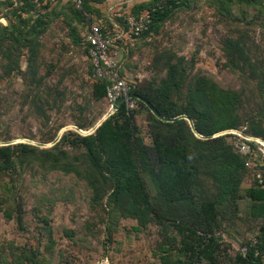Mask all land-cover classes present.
<instances>
[{"label":"rangeland","instance_id":"rangeland-1","mask_svg":"<svg viewBox=\"0 0 264 264\" xmlns=\"http://www.w3.org/2000/svg\"><path fill=\"white\" fill-rule=\"evenodd\" d=\"M89 1L98 6L104 0ZM149 1L133 0V8ZM32 3L34 6L26 10L24 1L20 4L17 0H0V145L21 142L35 147L15 157L16 165L9 170H0L1 264L10 259L25 263L43 259L42 264H159L160 246L172 249L177 257L179 235L175 229L156 222L139 228L136 220L116 213L107 202L111 187L105 190L102 183H97L94 191L89 183L94 173L87 155L63 139L79 123H84L83 130L93 133L108 117L110 107L105 99L96 97L92 62L79 44L87 27L69 11L70 1ZM180 3L182 6L173 7L171 16L156 32L139 37L127 57L121 58L122 75H133L137 79L135 87L159 79L164 74L163 62L172 53L184 57L188 73L175 96L179 104L184 102L189 81L196 74L195 78L207 75L222 87L242 90L245 97L264 93V0L260 6L234 0L225 5L229 12L220 0ZM126 6L123 3L121 10H127ZM19 10L22 20L33 22L39 16L41 23L33 25L35 39H31L32 32L27 34L29 26L21 24ZM91 16L92 23H97ZM11 27L21 29V33L12 31L16 35L13 40L9 37ZM227 36L244 37L249 58L256 65L255 80L249 81L241 71L229 66L223 49ZM33 41L38 43L34 54ZM8 47L15 53L4 57L10 53V49L5 50ZM17 55L18 66L6 74L8 62ZM31 78H41L40 86L30 84ZM135 123L144 142L151 144L147 113L141 110L135 114ZM49 155H62L63 159L49 162ZM51 164L57 167L51 168ZM257 172L246 173L240 194L245 195ZM96 191L100 198L95 196ZM204 197L197 194L195 203ZM177 207L174 210L183 219L195 220L190 208ZM219 210L221 223L216 232L223 239L222 249L233 256L243 246V240L253 237L264 224V217L251 215V201L246 197L235 204L221 200ZM20 248L25 249V255L15 257L21 253Z\"/></svg>","mask_w":264,"mask_h":264},{"label":"trees","instance_id":"trees-1","mask_svg":"<svg viewBox=\"0 0 264 264\" xmlns=\"http://www.w3.org/2000/svg\"><path fill=\"white\" fill-rule=\"evenodd\" d=\"M23 1L26 10L34 6L32 0H17L20 4ZM233 1L220 0L226 12L229 10L225 5ZM242 1L247 5L261 4V0ZM180 2L181 0H150L146 4L132 7L131 14L136 17L145 15L149 19L147 28L136 37L134 45L139 37L156 32L171 16L173 7L177 9L182 6ZM19 11L21 24L29 26L30 30L27 28V31L29 30L27 34L32 32L34 36L31 39H35L33 25L41 23L39 16L30 22L31 19L22 20L21 10ZM69 11L79 23L84 25V28L92 24L89 15L97 12L89 0H83L82 8H76L70 1ZM262 18L264 23V16ZM105 23L111 25L109 18L105 19ZM87 28L79 44L85 47V53L88 55V44L83 41ZM10 29L11 40L16 37L12 31L17 30L21 33L20 27ZM3 30L7 31V28ZM223 43V49L229 58V66L241 71L249 81L255 80L256 65L249 58L244 37L227 36ZM37 45V41L32 42V54L36 52ZM133 47H128L125 57ZM5 50H9L10 53L4 57L15 53L11 47ZM20 51L21 48L18 53ZM170 55L163 62L161 71L164 74L161 78L135 87L134 80L137 79L132 75V91L147 99L165 117L182 114L190 116L198 135L211 136L221 131L238 129L246 135L264 141V93L260 91L255 97H245L242 90L222 87L207 75H199L195 78L196 74L195 79L189 81L184 102L179 104L175 96L188 79L186 61L183 56H174L175 54L172 53ZM122 65L123 63L121 67ZM16 66H18V55L17 59L8 62L6 74H10ZM245 68H249V71L246 72ZM120 73L122 74L121 68ZM29 81L30 84L35 83V86L39 87L41 78H31ZM108 83L109 80L97 79L95 84L97 98L105 99ZM134 102L137 105L135 107H128L122 102L118 110L106 117L93 133L80 135L72 131L63 138L68 140L72 147L83 149L87 155L89 167L94 173L93 178L97 181L89 182L94 191L97 189V183H102L103 188L110 186L107 202L121 217L136 220L139 228H145L151 222H156L175 229L179 235L178 256L172 254V249L160 246L159 264H197L201 261L211 264H258L255 252L264 250V224L254 234L258 239L255 245L250 246V239L247 238L241 243L249 246L245 256H242L239 250L233 256L229 255L225 248L222 249L221 234L216 232L221 223L219 210L221 200H229L235 204L236 201L246 197L251 201V215L256 218L264 217V166L259 169L245 166V161L255 159L256 154L242 156L237 153L232 146V134L204 139L192 131L187 120L161 121L143 102L137 99ZM141 110L147 113L152 129L151 144L144 142L135 123V114ZM76 127L86 128L84 123H79ZM254 148L257 147L254 145ZM32 150H35L34 146L21 142L0 145V170H9L11 165H16L15 157L25 155ZM257 155L261 158V153L258 152ZM48 158L49 162H54L57 158L63 159V156L56 158L49 155ZM50 167L57 166L51 164ZM62 169L66 172L70 171L69 168ZM249 170L259 171L260 176H256L258 172L254 173L253 182L243 195L239 193L240 186ZM72 171L78 173L76 169ZM200 193L205 197L196 204L194 198ZM95 196L100 198L97 191ZM177 206L186 207L187 210L190 208L195 220L183 219L178 210H174L178 208ZM6 215L10 217V214ZM20 250L21 253L15 254V257L24 254L25 249L20 248ZM43 261L38 259L36 262L25 263L24 260L10 259L6 263L42 264ZM1 263L3 262L0 255Z\"/></svg>","mask_w":264,"mask_h":264},{"label":"built area","instance_id":"built-area-1","mask_svg":"<svg viewBox=\"0 0 264 264\" xmlns=\"http://www.w3.org/2000/svg\"><path fill=\"white\" fill-rule=\"evenodd\" d=\"M76 8H82L83 0H70ZM120 21L111 26H115L114 31H109L106 26L99 24H90L85 32L83 41L88 44V56L92 62L93 75L97 79L109 80L106 86L105 100L111 108L114 101L128 93L132 92L133 82L125 75L120 73L121 57L120 54H125L128 47L132 46L136 37L147 28L148 17L145 15L134 16L130 12H119L116 14ZM135 99L129 98L125 101L128 107H135ZM74 131L78 133H90L91 130H83L74 127ZM228 134H232V146L234 150L242 156L250 155L255 159L245 161V166L251 168H260L264 165V141L258 137L244 134L238 129H229ZM254 145L257 148H254ZM258 152L261 153V158H258ZM260 176L259 172L256 174ZM261 182V180H260ZM218 234V233H217ZM250 239L249 245L253 246L258 239L253 236ZM248 245L244 244L240 249L242 256H245L248 251ZM258 264H264V250L256 251ZM197 264H211L201 261ZM248 264V263H244Z\"/></svg>","mask_w":264,"mask_h":264},{"label":"crops","instance_id":"crops-1","mask_svg":"<svg viewBox=\"0 0 264 264\" xmlns=\"http://www.w3.org/2000/svg\"><path fill=\"white\" fill-rule=\"evenodd\" d=\"M132 2H133V0H104L102 2L103 5L99 4L98 6H96L95 2H92L93 7L99 8L98 10L100 11V12H98V10L96 8L97 12H93L90 14V15H92L91 17H93V19L97 20L96 21L97 23H92V24L103 25V26H106V28L109 29V31H114L115 26H111L109 24H106L105 19L109 18L110 23L112 21L113 24L120 21L116 14L119 12H121V13L122 12H131V8L133 7V4H134ZM123 3H126V5H127L126 9L127 10H121ZM123 56H124V54L121 53L120 57L122 58ZM125 76L129 79L132 78V75H129V76L125 75Z\"/></svg>","mask_w":264,"mask_h":264},{"label":"water","instance_id":"water-1","mask_svg":"<svg viewBox=\"0 0 264 264\" xmlns=\"http://www.w3.org/2000/svg\"><path fill=\"white\" fill-rule=\"evenodd\" d=\"M129 98H132V99H137L141 102H143L147 107L148 109L151 111V113L157 117L159 120L161 121H164V122H173L175 120H178V119H185L188 121L189 123V126L191 127L192 131L198 136V137H201V138H204V139H207V138H211V137H214V136H219V135H223V134H228V130H225V131H221L215 135H211V136H201V135H198V133H196L195 129H194V123H193V120L190 116L188 115H179V116H176V117H165L163 115H161L156 109L155 107L147 100L145 99L144 97L136 94L135 92H130L128 93L127 95H124V96H121L119 98H117L114 103L112 104L111 108L109 109V112L107 114V116H109L110 114H112L113 112H115L116 110H118L120 104L122 102H125L127 99ZM103 121V120H102ZM91 133V132H90ZM84 134V133H82ZM89 134V133H87ZM87 134H84V135H87Z\"/></svg>","mask_w":264,"mask_h":264}]
</instances>
